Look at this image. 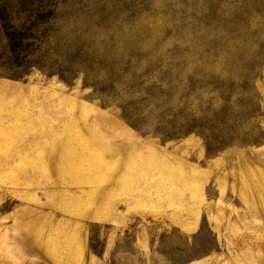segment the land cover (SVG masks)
Instances as JSON below:
<instances>
[{"label": "rangeland", "instance_id": "374dc122", "mask_svg": "<svg viewBox=\"0 0 264 264\" xmlns=\"http://www.w3.org/2000/svg\"><path fill=\"white\" fill-rule=\"evenodd\" d=\"M233 1L0 0V31L40 48L23 74L0 61V264H264V63L258 114L226 144L163 134L222 114L188 86L237 79L198 33ZM250 3L246 40L222 48L264 49V0Z\"/></svg>", "mask_w": 264, "mask_h": 264}, {"label": "trees", "instance_id": "16d2710c", "mask_svg": "<svg viewBox=\"0 0 264 264\" xmlns=\"http://www.w3.org/2000/svg\"><path fill=\"white\" fill-rule=\"evenodd\" d=\"M233 2L234 5L227 10H222L217 3L211 5L208 13L203 16L205 28L199 29L198 33H200V38H204L209 32L214 35L212 42L202 47V53L205 54L203 59L206 61L210 57H227L228 66L239 74L237 79L225 82L210 75L207 78L206 75L198 74L193 76L192 85L188 86L191 89L190 94L197 88L200 91L208 90L215 97L221 98L224 103L222 114H218L215 109H212V103L204 111L203 116L199 120L194 119L192 124L185 122L177 125L176 120H170L169 122L174 123V125L171 126L169 133H163L166 138L196 129L205 138L209 148L215 144L219 146V144H226L227 141L225 140L229 138L223 134L224 131L232 132L241 127L243 120H249L258 114L250 87L251 80L258 75L259 68L264 63V49H259L254 54L248 53L244 45L238 42L234 43L233 46L222 48L237 39L245 41L249 33L251 0H234ZM1 7L5 6L1 5ZM14 29L17 27L15 26ZM4 34L0 31V61L22 58L20 62L24 69L20 71V74L25 73L28 68L35 64L31 57L40 52L39 47L33 48L36 45L35 41L39 39L37 33L30 31L9 36ZM3 40L6 41V44H3ZM2 68H5L4 65H0V70ZM174 68H178V65H174L170 71L172 72ZM168 83H172V79H169ZM129 86L134 90L132 84ZM156 98L158 97L153 95L150 101L152 102ZM138 113L140 111L133 114L135 117L127 116L134 127H138L136 121V114L138 115ZM238 114L244 115V119H238L236 117Z\"/></svg>", "mask_w": 264, "mask_h": 264}, {"label": "bare ground", "instance_id": "6f19581e", "mask_svg": "<svg viewBox=\"0 0 264 264\" xmlns=\"http://www.w3.org/2000/svg\"><path fill=\"white\" fill-rule=\"evenodd\" d=\"M3 130H4V128H3V126L0 124V136H1V133H3ZM9 135H10V136H9ZM4 136H5V137L9 136V138H11V140L14 138V135H13V134H9V133L5 134ZM1 148H3V144L0 143V152H3V150H2ZM4 153H5V152H4ZM7 155H8V154H7Z\"/></svg>", "mask_w": 264, "mask_h": 264}]
</instances>
